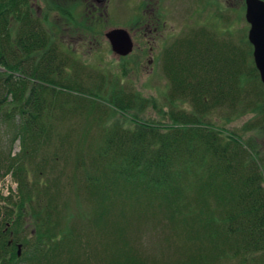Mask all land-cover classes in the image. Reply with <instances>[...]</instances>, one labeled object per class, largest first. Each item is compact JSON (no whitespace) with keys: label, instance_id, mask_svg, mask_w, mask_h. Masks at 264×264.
<instances>
[{"label":"trees","instance_id":"obj_1","mask_svg":"<svg viewBox=\"0 0 264 264\" xmlns=\"http://www.w3.org/2000/svg\"><path fill=\"white\" fill-rule=\"evenodd\" d=\"M30 12L26 0H0V134L8 141L0 183L11 175L18 185L10 205H0V264H264V159L254 143L202 127L215 111L229 113L227 122L254 113L244 130L264 132L251 44L192 30L163 69L170 105L189 104L192 115L171 108L168 125L160 108L159 122L140 121L126 115L157 105L127 86L97 90L103 77L51 52L33 60L48 42ZM64 66L70 73L61 81ZM115 114L133 126L122 128L119 117L109 124ZM67 172L65 187L59 178ZM152 227L163 234L158 253L141 245Z\"/></svg>","mask_w":264,"mask_h":264},{"label":"rangeland","instance_id":"obj_2","mask_svg":"<svg viewBox=\"0 0 264 264\" xmlns=\"http://www.w3.org/2000/svg\"><path fill=\"white\" fill-rule=\"evenodd\" d=\"M26 2L30 6L34 26L45 33L48 42L43 52L32 56L33 60L40 61L45 54H48L49 58L48 52H51L55 60L61 63L75 64L78 68H85L87 72L97 73L103 77L106 82H94L97 90L101 85L111 86L117 81L122 87L127 86L129 88L127 90L132 91V94H139V97L157 105V109L150 105L145 113L135 109L133 114L126 115L132 117L139 114L140 121L159 122L162 119L158 111L160 108L167 114L164 123L168 125L172 124L169 114L173 108L183 109V112L192 115L193 111L189 104L170 105L168 97L171 82L166 78L163 70L167 52L172 46L176 47L181 38L186 39L192 30L197 34L204 33L201 29L206 28L217 34L220 40L233 41L237 45L245 46L242 47L243 49H248L245 41L249 42L250 25L246 21L245 0H102L98 3L94 0H26ZM118 29L126 30L134 44L131 55L125 59H121L120 55L113 52L107 39L109 32ZM49 46H52L50 51H48ZM24 59L23 67L29 58ZM44 63L45 68L48 69L45 60ZM63 68L61 79L66 72L70 73L68 67ZM80 70L85 74L84 69ZM61 90L63 93H71L74 98L91 100L86 93L73 92L67 88ZM97 102L104 107L108 106L105 101ZM225 114L229 115L221 111L209 114L207 119L201 120L202 127L213 124L217 131H222L223 135L227 132L236 134L244 141L254 143L260 152V159L263 160L264 132L253 133L244 130L245 125L254 119L255 114L247 113L235 118L232 114L234 120L231 122L226 121ZM114 117L109 124H114L119 117L122 128L128 129L126 127L133 126L130 119L123 114H115ZM96 132L95 129L94 133ZM7 147L6 135L0 134V151ZM12 150L13 157H16L20 152L19 144L17 143ZM71 175V172L63 173L59 178L60 184L67 187ZM56 176L60 175L55 174L53 177ZM17 190L18 185L14 178L11 175L5 176L0 183L2 197L0 205H10V201L7 200L12 195L16 198ZM103 215L100 213L101 224L104 223ZM33 231L34 228L27 225L23 234L29 236ZM141 237V245L146 253L159 252L160 241L163 238L160 229L158 231L152 227ZM103 239L104 235L100 241ZM157 241H159L158 245L154 246Z\"/></svg>","mask_w":264,"mask_h":264},{"label":"water","instance_id":"obj_3","mask_svg":"<svg viewBox=\"0 0 264 264\" xmlns=\"http://www.w3.org/2000/svg\"><path fill=\"white\" fill-rule=\"evenodd\" d=\"M246 21L250 25L248 34L249 43L253 47V59L264 86V1L245 0ZM107 39L113 52L126 57L129 56L134 44L129 33L124 29L112 30L107 34ZM21 247H19V255Z\"/></svg>","mask_w":264,"mask_h":264},{"label":"flooded vegetation","instance_id":"obj_4","mask_svg":"<svg viewBox=\"0 0 264 264\" xmlns=\"http://www.w3.org/2000/svg\"><path fill=\"white\" fill-rule=\"evenodd\" d=\"M96 3H98V2H101L102 0H94ZM54 50V49H53ZM50 51V50H49ZM151 51H153L152 49H151ZM131 55V54H130ZM128 56H126V57H123V56H121L120 58L121 59H125V58H127ZM28 69H27V65L26 64H24V67H23V72H25V74H24V78L25 79H27V74H28V71H27ZM36 83H38L37 81H35Z\"/></svg>","mask_w":264,"mask_h":264}]
</instances>
